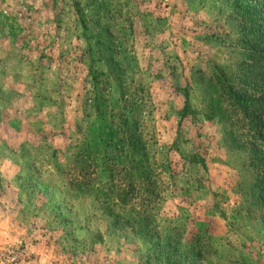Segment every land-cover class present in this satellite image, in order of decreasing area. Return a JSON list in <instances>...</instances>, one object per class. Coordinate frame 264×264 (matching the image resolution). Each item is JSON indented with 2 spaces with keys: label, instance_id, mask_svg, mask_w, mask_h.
Instances as JSON below:
<instances>
[{
  "label": "rangeland",
  "instance_id": "1",
  "mask_svg": "<svg viewBox=\"0 0 264 264\" xmlns=\"http://www.w3.org/2000/svg\"><path fill=\"white\" fill-rule=\"evenodd\" d=\"M252 6L264 28V0H0V264H264V115L251 134L208 117L211 78L249 63ZM95 74L107 126L132 111L149 150L143 231L71 184Z\"/></svg>",
  "mask_w": 264,
  "mask_h": 264
},
{
  "label": "trees",
  "instance_id": "2",
  "mask_svg": "<svg viewBox=\"0 0 264 264\" xmlns=\"http://www.w3.org/2000/svg\"><path fill=\"white\" fill-rule=\"evenodd\" d=\"M253 8L254 6L246 10L247 18L254 24L247 33L251 51L249 63L243 65L244 73L240 75L242 80L234 85L223 78L224 74L211 78L213 101L208 115L213 117L218 114L225 118L226 114L238 113L240 118L247 122L249 134L256 128L261 130V116L264 115V28L262 23L257 21ZM101 54V60L106 58L111 62V54ZM99 77L94 75L92 97V106L97 112L98 120L90 131L85 132L72 145L73 150L69 154L75 174L71 184L79 193L94 196L114 215L115 224L118 226L127 223L143 231L144 226L148 225L151 205L147 207L143 202L139 208L134 201L143 196L141 191H144L149 204L157 198L156 179L153 177L149 150L139 129L140 122L130 118L132 111L122 109L121 121L112 127L107 126L108 111L106 99L102 98ZM255 134L256 132L253 136ZM254 145L253 153L260 159L255 165L258 171V183L255 187L258 188L256 194L259 197L258 193L264 190V146L263 143ZM101 172L109 173L108 179L97 184V175ZM258 205L260 203H257ZM164 248V253L167 254L168 249ZM173 262L187 264L183 259H175Z\"/></svg>",
  "mask_w": 264,
  "mask_h": 264
}]
</instances>
